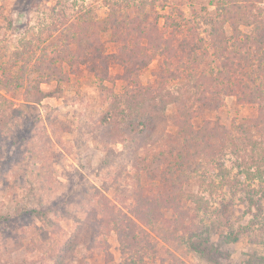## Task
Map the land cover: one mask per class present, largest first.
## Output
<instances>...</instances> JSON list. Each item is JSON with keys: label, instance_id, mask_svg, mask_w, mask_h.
Here are the masks:
<instances>
[{"label": "rangeland", "instance_id": "1", "mask_svg": "<svg viewBox=\"0 0 264 264\" xmlns=\"http://www.w3.org/2000/svg\"><path fill=\"white\" fill-rule=\"evenodd\" d=\"M214 1L0 0V64H12L16 50L31 51L29 70L18 79L23 87L3 88L0 83V264H264V111L259 113L257 103L222 96L220 107L205 110V119L218 126L223 138H207L197 146L196 158L172 174L163 161H155L163 158L160 150L168 158L177 143L180 118L175 104L162 110V141L135 149L128 142L94 138L110 100L109 89L102 85L120 92L122 81L100 83L87 70L80 72L75 59L69 63L71 53L68 60L53 57L64 78L43 77L38 87L33 84L39 80V68L52 57L42 51L49 45L53 23L62 28V20L72 22L78 32L83 23L79 16L99 18L104 51L118 55L123 45L145 51L170 43L173 36L181 40L168 25L159 29L163 41L156 39L159 31L153 23L160 27L171 17L195 28L185 35L196 34L208 42L207 20ZM119 14L125 22L111 23ZM129 21H149V37L138 41L129 32ZM113 27L128 33L129 39L114 36ZM240 28L250 32L249 26ZM224 30L229 33L230 27ZM55 34L50 40L61 45ZM253 44L264 54L262 44ZM211 58L203 64L206 72L216 68ZM114 60L111 75L122 72ZM155 68L154 58L138 72L142 85L155 86ZM35 88L42 95L40 102L35 101ZM188 96L192 92L181 97L188 101ZM163 100L156 96L143 101L140 112L145 114L132 117L154 120L159 109L152 104ZM193 123L197 127L201 119ZM178 174L180 209L175 211L166 203L174 195L171 181L180 186ZM122 221L126 231L134 227L138 252L135 247L121 249L114 229ZM234 234L237 238L227 241Z\"/></svg>", "mask_w": 264, "mask_h": 264}, {"label": "trees", "instance_id": "2", "mask_svg": "<svg viewBox=\"0 0 264 264\" xmlns=\"http://www.w3.org/2000/svg\"><path fill=\"white\" fill-rule=\"evenodd\" d=\"M213 4L214 9L208 14L207 20V23L210 24L208 42H204L196 34L185 35L187 31L195 28L191 29L190 25H187V20L185 21L183 18L182 20L171 17V20L165 21L160 27L153 23L155 30L159 31L156 34V39L163 41L161 33L164 31L159 29L168 25L174 30L175 35L181 34V40H178L179 37L173 36L170 43L163 41L165 45L160 43L153 46L155 47L153 50L145 51L132 50L123 45L119 48L118 55L104 51L99 32L100 26H98L99 18L91 20L90 16L89 19H86V15L79 16L78 19L82 18L83 23L78 32H76L77 26L72 22L65 24L66 20H62V28L53 23L47 34L49 45L42 51L44 57L49 54L52 57L48 59L47 64L44 63L39 68V80L34 81L33 84L36 83L38 87V83L42 81L43 77H46L45 80L55 77L57 79L64 78L65 74L62 75L61 71L62 66L54 64L56 59L68 60L71 53L73 56L69 63L75 59L77 69L87 70L89 75L98 79L100 83L109 81L115 85L117 80L122 81L124 85L120 92H115L112 88L102 85L103 89H109L110 100L107 102L106 111L99 122L101 127L98 130L100 131L94 138L103 142H128L135 149L145 145V142L156 144V142L162 141L159 136L162 128L158 125L165 122L162 110L169 104H175L173 109L178 112L180 118L177 124L179 125L177 130L179 134L175 138L177 143L174 150H170L168 153V158L165 156L166 153L160 150V155L162 154L163 158L156 157L155 162L163 161L172 174L179 173L184 166L189 165L191 159L196 158L198 155L197 146L202 142H207V138H223L218 134V126H210V120L205 119L203 113L205 110L220 107L222 96H234L239 103L245 102L251 106L252 103H257L259 113L264 111V54L262 48L253 46V43L264 46V0H215ZM113 16V18L112 15L108 16L107 20L112 18L111 23L114 24L117 21L118 25L125 22L120 19V14ZM127 24L130 28L129 32L138 36V41L142 37H149L150 27L146 28L149 26V21L145 23L129 21ZM225 26L230 27L229 33L224 30ZM241 26H249L250 32H243ZM113 29L114 36L123 37V40L129 39L126 38L128 33L123 35L121 29L116 27ZM55 33H59L61 45L57 40H50L52 37L56 38ZM129 42L132 43V41ZM71 43H73V47H71ZM30 52L28 53L27 48L16 50L12 53L15 57L12 64L10 62L0 64V83L3 88L11 85L23 87L18 79L29 70ZM209 56L212 57L210 61L217 65L216 68H213L207 64V67L210 66V68L206 72L203 64H206L205 59ZM113 58L122 70L121 73L115 75L109 74V66L113 63ZM154 58L156 59L155 86L142 85L137 77L138 72ZM17 60H20V66H17L19 70L15 77L16 80H13L11 71L18 64ZM184 80L187 82L183 84ZM28 90L29 88H24L25 92ZM176 92L180 94H176ZM191 92L192 96L186 97V100L190 102L182 99L181 96ZM34 94L39 95L36 96L35 101L40 102L42 95L38 88L34 89ZM156 96L160 100L167 96L162 104L160 102L152 104L153 107H158L159 116L154 120L152 117L138 120L132 117L134 115L135 117L143 116L145 113L140 112V109L144 108L145 104L142 102L147 99H155ZM0 98L4 99L1 95ZM2 104L3 102L0 101V109L3 108ZM195 119H201V124L197 127L193 123ZM219 127L222 128L220 125ZM173 151H176L174 157L169 158L170 155H173ZM176 178L179 180L181 176L178 174ZM167 181L166 178L165 182ZM174 182L171 181L172 186L170 187L174 195L166 204L178 211L180 205H178L179 196L177 193L181 188L182 180H179L180 186L175 185ZM135 213L138 215V212ZM178 213L181 217L185 215L183 211ZM127 219L132 222L131 226H135L130 218ZM124 226L122 221V225H116L114 229L119 243L122 245L121 249L124 252L135 247L138 252L141 246L138 245V240L135 238L134 227L131 231H126ZM236 238L237 234H234L233 239L227 238V241H234ZM121 264L136 263L134 260L129 262L124 260Z\"/></svg>", "mask_w": 264, "mask_h": 264}]
</instances>
